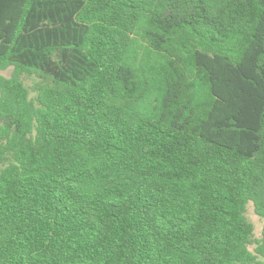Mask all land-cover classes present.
<instances>
[{
  "label": "trees",
  "instance_id": "obj_1",
  "mask_svg": "<svg viewBox=\"0 0 264 264\" xmlns=\"http://www.w3.org/2000/svg\"><path fill=\"white\" fill-rule=\"evenodd\" d=\"M9 68L0 264H264V0H0Z\"/></svg>",
  "mask_w": 264,
  "mask_h": 264
},
{
  "label": "rangeland",
  "instance_id": "obj_2",
  "mask_svg": "<svg viewBox=\"0 0 264 264\" xmlns=\"http://www.w3.org/2000/svg\"><path fill=\"white\" fill-rule=\"evenodd\" d=\"M10 74H11V68L4 71H0V76L9 77ZM25 84L31 87L32 81L26 80ZM246 218L253 226L254 238H259L261 236L263 223L262 220L255 215L252 204L247 205ZM250 250H252V247H250Z\"/></svg>",
  "mask_w": 264,
  "mask_h": 264
}]
</instances>
